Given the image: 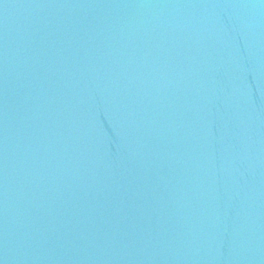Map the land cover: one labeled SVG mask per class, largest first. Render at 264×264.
I'll list each match as a JSON object with an SVG mask.
<instances>
[{"label": "water", "instance_id": "water-1", "mask_svg": "<svg viewBox=\"0 0 264 264\" xmlns=\"http://www.w3.org/2000/svg\"><path fill=\"white\" fill-rule=\"evenodd\" d=\"M0 264H264V0H0Z\"/></svg>", "mask_w": 264, "mask_h": 264}]
</instances>
